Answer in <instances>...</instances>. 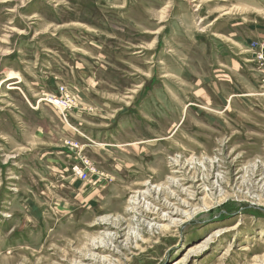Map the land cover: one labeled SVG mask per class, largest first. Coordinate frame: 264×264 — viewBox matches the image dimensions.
I'll return each instance as SVG.
<instances>
[{
	"label": "rangeland",
	"instance_id": "374dc122",
	"mask_svg": "<svg viewBox=\"0 0 264 264\" xmlns=\"http://www.w3.org/2000/svg\"><path fill=\"white\" fill-rule=\"evenodd\" d=\"M263 51L264 0H0V264H264Z\"/></svg>",
	"mask_w": 264,
	"mask_h": 264
},
{
	"label": "built area",
	"instance_id": "2783aa9c",
	"mask_svg": "<svg viewBox=\"0 0 264 264\" xmlns=\"http://www.w3.org/2000/svg\"><path fill=\"white\" fill-rule=\"evenodd\" d=\"M257 59L259 60L261 64L264 65V51L257 56ZM59 102L61 101H57L56 103H59ZM77 174L79 175L80 178H83V179H86L87 177V174L85 172L77 171Z\"/></svg>",
	"mask_w": 264,
	"mask_h": 264
}]
</instances>
